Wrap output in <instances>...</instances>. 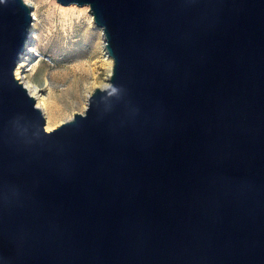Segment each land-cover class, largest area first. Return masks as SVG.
I'll return each instance as SVG.
<instances>
[{"label":"water","instance_id":"obj_1","mask_svg":"<svg viewBox=\"0 0 264 264\" xmlns=\"http://www.w3.org/2000/svg\"><path fill=\"white\" fill-rule=\"evenodd\" d=\"M88 6L108 86L46 131L0 0V264H264V0Z\"/></svg>","mask_w":264,"mask_h":264},{"label":"rangeland","instance_id":"obj_2","mask_svg":"<svg viewBox=\"0 0 264 264\" xmlns=\"http://www.w3.org/2000/svg\"><path fill=\"white\" fill-rule=\"evenodd\" d=\"M30 1L36 6L35 48L41 55L30 57L26 64L32 68L29 76L33 82L40 83L45 77L50 83L47 106L62 118L53 130L74 114H82L95 87L107 85L100 61L102 38H97L89 24L90 13L79 19L64 18L56 0Z\"/></svg>","mask_w":264,"mask_h":264},{"label":"bare ground","instance_id":"obj_3","mask_svg":"<svg viewBox=\"0 0 264 264\" xmlns=\"http://www.w3.org/2000/svg\"><path fill=\"white\" fill-rule=\"evenodd\" d=\"M24 1L27 4H29L32 8L33 22H32L31 32H30V42H29L30 44L28 48L26 49L25 54L23 55V57L20 59V61L17 63L15 67L14 77L18 82H20L24 86L28 94L32 98H34L36 108L39 109V111L42 113L44 117L45 130L50 131L52 128H54L55 125H57L60 122V119L62 118L59 119L58 116L56 115V111L55 110L53 111L52 107L50 108L49 106H47L46 95L50 91V83L48 82L47 78L43 77L42 82L35 83L30 79V76H29V72L32 70V68L31 67L28 68L29 65L26 64V61L29 60L30 57L32 56L36 57V55L40 56L41 54L35 48V40H36L35 23L37 21V17L35 13L36 6L30 0H24ZM58 9H59L60 14L64 18L73 19V17H75L76 19H79L83 14L90 13L88 6L78 7L76 5H69V6L60 5L58 6ZM89 18H90L89 20L90 26L93 29H95L96 32L98 33L97 38H102V42L100 45V61L102 62V65L105 67L106 75L104 78V82H106L107 85L106 84L105 85L108 86L113 62L105 50L102 30L94 24L91 13H90Z\"/></svg>","mask_w":264,"mask_h":264}]
</instances>
